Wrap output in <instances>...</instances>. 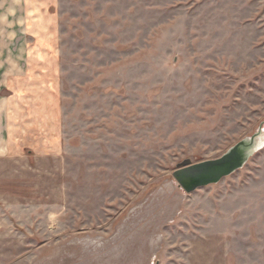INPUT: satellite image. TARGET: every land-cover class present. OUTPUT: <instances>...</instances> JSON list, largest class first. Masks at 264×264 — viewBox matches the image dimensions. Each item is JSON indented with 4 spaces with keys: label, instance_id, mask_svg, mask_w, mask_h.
<instances>
[{
    "label": "rangeland",
    "instance_id": "1",
    "mask_svg": "<svg viewBox=\"0 0 264 264\" xmlns=\"http://www.w3.org/2000/svg\"><path fill=\"white\" fill-rule=\"evenodd\" d=\"M51 9L60 140L10 158L0 264H264V148L190 193L172 176L264 128V0Z\"/></svg>",
    "mask_w": 264,
    "mask_h": 264
},
{
    "label": "crops",
    "instance_id": "2",
    "mask_svg": "<svg viewBox=\"0 0 264 264\" xmlns=\"http://www.w3.org/2000/svg\"><path fill=\"white\" fill-rule=\"evenodd\" d=\"M51 8L52 0H0V179L5 185L14 184V154L28 155L21 162L28 169L34 150H47L60 140L57 29ZM31 126L43 130L33 129L30 138Z\"/></svg>",
    "mask_w": 264,
    "mask_h": 264
},
{
    "label": "water",
    "instance_id": "3",
    "mask_svg": "<svg viewBox=\"0 0 264 264\" xmlns=\"http://www.w3.org/2000/svg\"><path fill=\"white\" fill-rule=\"evenodd\" d=\"M256 134L259 135L257 136ZM254 137V147L249 148L246 143H243L245 141H253ZM261 144H264V128L262 126L253 135L231 146L219 158L199 163H192L190 159H184L176 165L172 176L185 192L190 193L195 189L215 184L243 167L250 156L245 157L242 149L255 153V148H260Z\"/></svg>",
    "mask_w": 264,
    "mask_h": 264
},
{
    "label": "clouds",
    "instance_id": "4",
    "mask_svg": "<svg viewBox=\"0 0 264 264\" xmlns=\"http://www.w3.org/2000/svg\"><path fill=\"white\" fill-rule=\"evenodd\" d=\"M256 135L258 136L259 134H256ZM254 140H255V137L253 138V141H245L243 143H246L249 148H252L254 147ZM261 148H264V144H261L260 148H255V151H259L261 150ZM242 153L245 157H248L254 154V152L246 150V149H242Z\"/></svg>",
    "mask_w": 264,
    "mask_h": 264
}]
</instances>
